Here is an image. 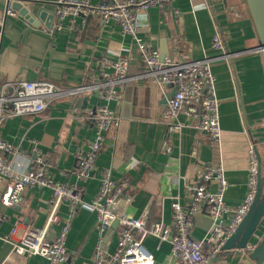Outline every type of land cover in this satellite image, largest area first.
<instances>
[{
  "label": "crops",
  "instance_id": "crops-1",
  "mask_svg": "<svg viewBox=\"0 0 264 264\" xmlns=\"http://www.w3.org/2000/svg\"><path fill=\"white\" fill-rule=\"evenodd\" d=\"M16 1L27 8L33 23L16 12L6 16L7 0H0V18L4 19L0 87L20 81H45L68 91L52 99L38 114L9 117L8 105H4L0 139L16 151L17 161H30V168L35 167L36 158L50 163L52 179L77 186L84 203L96 195L100 173L109 171L113 180L127 184L126 194L131 198L128 216L138 218L147 213V225L159 220L169 224L171 201L185 203V186L198 183L209 166H222L228 184L224 201L229 207L238 206L247 191L251 145L261 163L263 160L264 175V65L256 50L259 41L245 0H173L162 7H151L140 16L138 38L160 57L175 63L200 62L215 56L212 36L215 30L219 32L225 58L211 64L222 131L218 144L194 128L196 120L183 114L173 120L180 129L167 135L161 113L172 90L166 88L162 93L143 75L137 46L120 34L115 23L90 17L83 29L64 27L50 37L42 29L54 22L56 0ZM89 1L100 4L126 0ZM118 53L128 58L129 80L118 89L119 101L109 103L117 123L105 135L94 177L82 181L72 171L79 152L95 136L85 111L99 103L97 93L88 87L97 83L102 59L114 60ZM165 145L170 147V154L164 152ZM4 185L0 182V197ZM207 188L213 192L215 185L208 184ZM51 200V190L44 188L26 191L18 206L3 207L0 203V216L4 217L0 223V264L45 263L41 256L11 255L10 242L18 240L27 227L47 228V238L55 237L58 224L46 226ZM66 213L67 205L61 203L56 210L58 221ZM96 223V215L89 209L78 211L67 235L69 255L64 264L91 263L98 239ZM210 226L206 216H197L191 236L202 239ZM118 230L111 228L104 234L108 253L116 247ZM256 236H264V219ZM142 244L155 264L166 261L170 251L167 242L146 236ZM248 255L222 252L213 264H242Z\"/></svg>",
  "mask_w": 264,
  "mask_h": 264
},
{
  "label": "built area",
  "instance_id": "built-area-1",
  "mask_svg": "<svg viewBox=\"0 0 264 264\" xmlns=\"http://www.w3.org/2000/svg\"><path fill=\"white\" fill-rule=\"evenodd\" d=\"M173 0H126L124 2H105L92 4L89 0H56L54 3V22L43 27V31L52 37L56 31L83 29L90 17L103 22H113L119 27L120 34L127 36L137 46L143 75L155 83L162 93L164 89H174L161 113V119L167 125V135L180 129L173 124L179 114L196 120L194 128L206 133L213 143H219L222 131L219 127V103L215 94V80L211 64L225 58V46L217 30L212 36L211 49L215 56L200 62L175 63L170 58L160 57L159 53L146 46L138 38L140 16L151 7H162ZM16 0H7L6 16L15 12L11 5ZM77 19L80 22L77 24ZM66 22V24H65ZM4 19L0 18V48ZM94 90L99 103L85 111L95 131L94 139L86 144V149L79 152L76 166L72 173L79 180L94 177L96 160L103 147L105 135L117 123L115 112L109 103L120 99L118 89L124 86L128 78V58L118 53L114 60L103 58ZM85 88L78 89L79 91ZM57 86L45 81H20L0 87V123L4 105H8V116H23L43 112L50 101L66 94ZM164 152L170 154V147L165 145ZM194 154V153H193ZM16 151L0 139V182L4 189L0 197L3 207L18 206L24 193L32 189L48 188L52 193L51 209L47 225L58 224L59 230L53 239L47 238V228L27 227L22 236L11 243V255L41 256L44 264H64L69 252L66 239L72 221L81 208H87L96 215L97 245L90 264H155L153 255L143 246L146 236L167 242L169 255L163 264H213L212 260L222 253V246L236 231L247 214L257 190L258 161L256 149L248 150L247 191L242 202L236 207H229L224 201L228 186L221 165L205 167L198 183L187 184L184 188L185 203L178 199L171 201L169 224L161 220L147 225V213L138 218L129 217L126 209L131 198L126 194L125 181H115L109 171H102L99 176V188L93 199L84 203L77 186L55 182L48 169L52 166L42 158H36L35 167L30 168V161L21 163L15 159ZM208 184H214L210 192ZM61 203L67 205V213L58 221L56 210ZM204 215L211 226L206 235L196 240L191 236L194 220ZM4 219L0 216V223ZM117 222L119 228L116 247L108 253L104 249V234ZM117 228V229H118ZM15 230L13 231V233ZM253 239L242 250L244 255L254 250L260 239ZM256 239V240H255Z\"/></svg>",
  "mask_w": 264,
  "mask_h": 264
},
{
  "label": "water",
  "instance_id": "water-1",
  "mask_svg": "<svg viewBox=\"0 0 264 264\" xmlns=\"http://www.w3.org/2000/svg\"><path fill=\"white\" fill-rule=\"evenodd\" d=\"M249 14L253 21L259 44L256 47L262 55L264 65V0H245ZM14 12L18 13L26 21L33 23L27 8L18 2L11 5ZM38 21H36L35 26ZM174 89L171 94L167 96V100L173 96ZM258 161V174H257V190L255 197L245 217L240 222L236 231L226 240L222 246V252H235L238 255H243L242 250L251 241L252 237L256 235V231L260 223L264 219V176L262 173L261 158L256 151ZM112 229H117V222H115ZM218 256L212 260L215 262ZM242 264H264V236L260 239L256 247L249 253L248 258L244 259Z\"/></svg>",
  "mask_w": 264,
  "mask_h": 264
},
{
  "label": "trees",
  "instance_id": "trees-1",
  "mask_svg": "<svg viewBox=\"0 0 264 264\" xmlns=\"http://www.w3.org/2000/svg\"><path fill=\"white\" fill-rule=\"evenodd\" d=\"M262 166H263V160H262ZM264 176V175H263Z\"/></svg>",
  "mask_w": 264,
  "mask_h": 264
}]
</instances>
